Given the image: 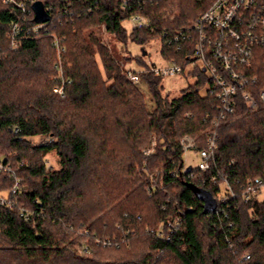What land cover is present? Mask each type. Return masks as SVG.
Instances as JSON below:
<instances>
[{
	"label": "trees",
	"instance_id": "16d2710c",
	"mask_svg": "<svg viewBox=\"0 0 264 264\" xmlns=\"http://www.w3.org/2000/svg\"><path fill=\"white\" fill-rule=\"evenodd\" d=\"M38 1L50 17L47 26L12 49L10 23L21 13L0 0V161L21 179L13 195L15 178L0 172V192H9L14 203L0 205V264H264V200L240 197L247 177L264 175V103L249 112L238 99L237 111L220 123L213 169L226 170L237 196L228 201L226 215L218 201L216 211L206 214L198 192L217 199L219 188L208 182L212 170L183 171L180 145L192 135L203 148L207 116L216 115L215 99L201 93L203 71L194 70L199 81L175 98L162 94L163 76L141 71L150 108L128 69L90 30L105 25L123 45L162 40L161 55L185 67L189 44L182 41L179 49L166 40L212 0H149L142 12L153 17L155 31L130 33L117 0ZM165 9L179 15L171 20ZM35 17L34 11L29 21L37 22ZM53 35L65 46L64 96L54 91ZM38 135L52 141L29 142ZM153 141L154 152L147 155ZM52 151L59 168L46 165ZM180 209V226L170 239L159 238V225Z\"/></svg>",
	"mask_w": 264,
	"mask_h": 264
},
{
	"label": "built area",
	"instance_id": "2783aa9c",
	"mask_svg": "<svg viewBox=\"0 0 264 264\" xmlns=\"http://www.w3.org/2000/svg\"><path fill=\"white\" fill-rule=\"evenodd\" d=\"M2 1L14 9H19L21 13L18 19H14L10 23L8 37L12 49H18L24 38L41 36L48 23L29 21L34 13L32 5L38 0ZM117 1L122 11L127 12L128 16L125 20L131 23L132 30L146 28L155 31L153 17L142 12L149 0ZM52 9L53 6H50L49 10ZM178 15L177 9H165L164 11V16L171 20H174ZM53 37L56 50L61 55L65 50L63 39L57 35H53ZM182 41L187 42L192 49L185 67L167 59H164L165 63L162 65L152 63L148 67L153 73L163 77L179 75L188 67L192 70L203 71L204 83L207 84V87L205 90H201V93L203 96L215 99L213 108L216 115L207 116L210 127L203 148L198 149V139L192 135H185L181 139L183 171L188 168L198 169L202 172L212 170L208 182L219 188L216 202L223 205L221 211L226 215L228 201L230 198H235L237 193L228 179L226 170L214 171L213 169L216 152L219 148L217 129L223 120L237 111L239 100L249 112L257 111L260 104L264 103V81L260 80L261 74H264V0H212L206 9L197 14L184 31L167 39L166 43H178L180 49ZM56 67L59 74L57 76L58 84L54 91L64 96L65 83L69 81L64 77L61 60L57 62ZM125 73L134 83L141 81L140 72L128 69ZM188 116L191 115L188 114ZM46 137L45 141L36 142V144L52 141L50 137ZM34 138L31 137L29 140L34 142ZM154 147L155 141L145 153L152 154ZM188 152H192L198 158L195 165H186L185 156ZM1 171L8 172L13 178L15 177L13 169L0 161ZM20 184L21 179L15 178L12 188L13 195L19 192ZM263 191L264 175L247 177L242 182L240 197L246 203L260 200ZM148 192L152 194L153 189H149ZM0 205L12 207L13 203L9 196L0 195ZM184 215L185 210L180 209L175 217L162 222L156 231L157 236L170 239L171 234L180 226ZM109 242L108 240L107 243ZM83 245V251L89 252L88 246L85 243ZM244 258L250 259L251 254L246 253Z\"/></svg>",
	"mask_w": 264,
	"mask_h": 264
},
{
	"label": "rangeland",
	"instance_id": "374dc122",
	"mask_svg": "<svg viewBox=\"0 0 264 264\" xmlns=\"http://www.w3.org/2000/svg\"><path fill=\"white\" fill-rule=\"evenodd\" d=\"M123 26L126 28V30L130 33L132 31V25L128 20L123 21ZM90 30H94L96 34L100 35L101 41L104 45L107 46L110 52H112L116 58L118 59L121 67L123 70L131 69L137 72H146L148 71V66L152 63L155 64H164V57L161 55V48H162V40H151L147 42L145 45H141L140 43L134 42L132 40H128L127 45H123L122 43L116 42L110 32L107 30L105 25H95ZM145 47L146 54H143L142 48ZM57 52V50H56ZM61 55L57 52V60H61ZM126 57V59H124ZM142 57L141 63L143 61L146 63L147 67H143L141 63L138 62L137 58ZM99 59V57L97 56ZM63 69V66H62ZM59 74V71H58ZM200 79V76L198 73H196L192 68L188 67L185 69V71L179 75L175 76H165L161 80V88H162V94L163 95H169L170 98H175L181 95L183 89L189 87L190 85H193ZM141 90L144 92L147 103L150 108L153 107V102L151 100V93L148 85L142 81H139L136 83ZM207 87L206 83L201 84V90H205ZM33 141H29L30 143L36 145V142L39 143L41 141H45L47 139L46 136L38 135L34 138ZM186 159V165L192 166L195 165L198 162V158L196 155H194L192 152H188L185 156ZM45 162L48 167H55L59 168V160L58 156L55 151H52L48 153L45 156ZM16 179H20L18 176L15 175ZM8 194H10L7 191L0 192V195L4 197H8ZM260 200H264V191L262 195L260 196ZM13 203V201H12ZM14 204V203H13Z\"/></svg>",
	"mask_w": 264,
	"mask_h": 264
},
{
	"label": "water",
	"instance_id": "95a60500",
	"mask_svg": "<svg viewBox=\"0 0 264 264\" xmlns=\"http://www.w3.org/2000/svg\"><path fill=\"white\" fill-rule=\"evenodd\" d=\"M33 10L36 13L35 19L37 22H44L49 20L50 17L46 14L43 3L41 1H36L33 4ZM198 193L201 199L204 201L205 213L210 214L215 212L217 209V202L212 193L203 189H200Z\"/></svg>",
	"mask_w": 264,
	"mask_h": 264
}]
</instances>
